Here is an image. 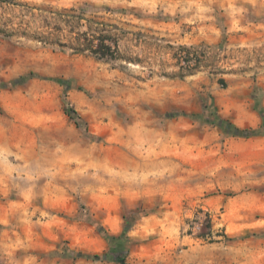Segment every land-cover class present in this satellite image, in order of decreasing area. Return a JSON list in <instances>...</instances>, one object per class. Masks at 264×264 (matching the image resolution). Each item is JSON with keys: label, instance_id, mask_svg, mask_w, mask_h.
<instances>
[{"label": "rangeland", "instance_id": "1", "mask_svg": "<svg viewBox=\"0 0 264 264\" xmlns=\"http://www.w3.org/2000/svg\"><path fill=\"white\" fill-rule=\"evenodd\" d=\"M96 19L129 59L74 48ZM109 248L264 264V0H0V264Z\"/></svg>", "mask_w": 264, "mask_h": 264}, {"label": "trees", "instance_id": "2", "mask_svg": "<svg viewBox=\"0 0 264 264\" xmlns=\"http://www.w3.org/2000/svg\"><path fill=\"white\" fill-rule=\"evenodd\" d=\"M81 18V17H80ZM114 24L110 22H106L103 20H92L91 23L88 24V29L84 31L77 32L74 37V41L72 42L75 46V49L89 51L93 55L98 58L105 59H129L125 58L120 49V37L119 34L114 30ZM185 50V54H174V57L177 59V64L180 69H187L188 73H192L198 70L201 67V63L205 59L204 54H200V52L192 51L191 47L183 46L181 47ZM185 63L183 65L182 63ZM220 82L223 84L224 79L220 78ZM64 111L68 113L69 111L75 113L70 107L66 106ZM237 130V136H240V132H249L248 134H243V137H249L253 134L254 130L252 128H240L235 126ZM210 223V219H209ZM205 234H201L202 236H210L211 234V223L208 226V231L204 232ZM225 236V234H223ZM109 237V236H108ZM210 239L211 236H210ZM87 257L92 259H111L115 262H119L120 264H126L125 254L117 249V248H109L102 254L94 253L88 254Z\"/></svg>", "mask_w": 264, "mask_h": 264}, {"label": "crops", "instance_id": "3", "mask_svg": "<svg viewBox=\"0 0 264 264\" xmlns=\"http://www.w3.org/2000/svg\"><path fill=\"white\" fill-rule=\"evenodd\" d=\"M260 136H261V135H259L258 139L260 138L259 140H262L261 138H263V137H260ZM256 137H257V136H256Z\"/></svg>", "mask_w": 264, "mask_h": 264}]
</instances>
